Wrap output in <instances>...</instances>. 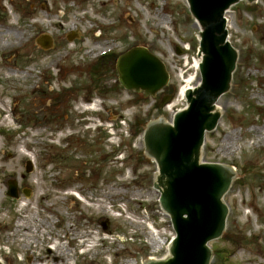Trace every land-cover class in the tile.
<instances>
[{
	"label": "rangeland",
	"instance_id": "rangeland-1",
	"mask_svg": "<svg viewBox=\"0 0 264 264\" xmlns=\"http://www.w3.org/2000/svg\"><path fill=\"white\" fill-rule=\"evenodd\" d=\"M0 5V45L10 47L0 50V264H40L55 247L67 251L59 264L164 258L173 232L152 189L156 168L143 154L142 133L152 121L170 122L185 106L180 89L199 79L198 30L185 1ZM225 18L237 62L202 158L233 168L236 179L210 264H264V0H242ZM42 36L48 49L36 44ZM135 47L169 75L153 98L119 85L116 61ZM104 55L111 56L99 61ZM81 99L97 100L98 112ZM11 185L17 199L8 195Z\"/></svg>",
	"mask_w": 264,
	"mask_h": 264
},
{
	"label": "water",
	"instance_id": "water-1",
	"mask_svg": "<svg viewBox=\"0 0 264 264\" xmlns=\"http://www.w3.org/2000/svg\"><path fill=\"white\" fill-rule=\"evenodd\" d=\"M198 26L200 79L186 90V107L170 123L150 122L143 133L144 156L156 165L153 189L168 216L174 237L163 260L144 264H210L208 244L224 230L228 209L222 202L235 174L229 167L202 161L205 134L212 133L221 113L216 104L230 89L237 51L227 41L224 15L241 0H186ZM247 4L257 0H245ZM48 37L42 38L47 48ZM118 81L126 91L154 97L168 83L164 65L146 49L136 47L116 63ZM167 99L162 104L166 103ZM8 195L17 198L16 187Z\"/></svg>",
	"mask_w": 264,
	"mask_h": 264
},
{
	"label": "bare ground",
	"instance_id": "bare-ground-1",
	"mask_svg": "<svg viewBox=\"0 0 264 264\" xmlns=\"http://www.w3.org/2000/svg\"><path fill=\"white\" fill-rule=\"evenodd\" d=\"M228 23H229V21L226 19L227 28H228ZM194 26L197 28L196 24H194ZM8 47L9 46H7L6 43H2L0 45V50H4L5 48L8 49ZM197 63H198V61H197ZM186 84L187 85L184 86L183 88H181L179 93H178V101H184L183 94H184V92H185V90L187 88H192L193 89L195 86H197L196 80L194 81L192 79H189L186 82ZM170 107H172V106H170ZM216 109L220 111V107H219L218 104H216ZM260 131H264V128L262 130H260ZM233 139H234V137H233L232 134H228V135L225 136V140L224 141L226 142V148H225L226 150H228L227 149V148H229L228 145L230 144L231 140H233ZM41 227H43V226H41ZM16 229L17 230H21V231L23 230L26 233L28 232V227H26L23 223H20V224L18 223L17 226H16ZM66 252L67 251L64 248L55 247L53 250H51L49 252L50 253L49 257L44 258V259L43 258H39L37 262L40 263V264H59L61 259L64 258L65 256H67ZM49 259H53L56 262H50V261H48Z\"/></svg>",
	"mask_w": 264,
	"mask_h": 264
},
{
	"label": "flooded vegetation",
	"instance_id": "flooded-vegetation-1",
	"mask_svg": "<svg viewBox=\"0 0 264 264\" xmlns=\"http://www.w3.org/2000/svg\"><path fill=\"white\" fill-rule=\"evenodd\" d=\"M1 1H3V0H0V2H1ZM3 9H4L3 6L0 5V22H1L2 19H3V14H2V12H1V11H3Z\"/></svg>",
	"mask_w": 264,
	"mask_h": 264
}]
</instances>
